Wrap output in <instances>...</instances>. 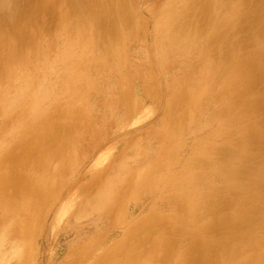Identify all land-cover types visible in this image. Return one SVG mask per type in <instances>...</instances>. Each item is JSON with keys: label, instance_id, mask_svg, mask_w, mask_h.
I'll list each match as a JSON object with an SVG mask.
<instances>
[{"label": "rangeland", "instance_id": "rangeland-1", "mask_svg": "<svg viewBox=\"0 0 264 264\" xmlns=\"http://www.w3.org/2000/svg\"><path fill=\"white\" fill-rule=\"evenodd\" d=\"M198 1L7 0L0 264H264V0Z\"/></svg>", "mask_w": 264, "mask_h": 264}, {"label": "bare ground", "instance_id": "bare-ground-1", "mask_svg": "<svg viewBox=\"0 0 264 264\" xmlns=\"http://www.w3.org/2000/svg\"><path fill=\"white\" fill-rule=\"evenodd\" d=\"M27 2L26 3H28V2H30V0H26ZM55 1V0H54ZM63 2H68L67 4H68V6L70 7V9H72V8H78V7H81V6H85V3H86V1L87 0H62ZM110 0H107V2H109ZM193 1V0H192ZM195 1V0H194ZM200 1V0H199ZM198 1V2H199ZM202 1V0H201ZM222 1V0H221ZM13 2V1H12ZM16 2V1H15ZM40 2V1H39ZM48 2V1H47ZM58 2V1H57ZM19 3V2H18ZM103 3V5H105L106 7L108 6L106 3H104V2H102ZM226 4L227 3V1L225 2V0H224V2H223V4ZM259 3H260V1H259ZM262 3H263V1H262ZM17 4V3H16ZM16 4H13V3H11V4H9L8 2H7V0H0V13H14V11H16L17 9H18V4L16 5ZM42 4V3H41ZM190 4V3H189ZM196 4H199V3H197L196 2ZM201 4H202V2H201ZM47 5V4H46ZM50 5V4H49ZM58 5V4H57ZM213 5V4H212ZM20 6V5H19ZM100 6V5H99ZM198 6H200V4L198 5ZM226 6V5H225ZM263 6V5H262ZM21 8V7H20ZM96 8H97V6H96ZM99 8H101V7H99ZM214 8V7H213ZM258 8V7H257ZM44 9H45V7H44ZM46 9H48L47 7H46ZM209 9V8H208ZM208 9H206V7H204L202 10H201V12L200 13H206V19L208 18V19H210L209 17H207L208 15H207V13H210V11L208 10ZM235 9V8H234ZM258 9H260V10H262L261 8H260V6H259V8ZM29 10H30V8L29 7H26L25 8V11L26 12H29ZM69 10V9H68ZM76 10V9H75ZM100 10V9H99ZM188 10V9H187ZM189 10H190V8H189ZM194 8H192L191 9V13H193L194 12ZM197 10V9H196ZM207 10V11H206ZM8 11V12H7ZM33 11H35V9L33 10ZM45 11V10H44ZM71 11V10H70ZM101 11H103V10H101ZM101 11H100V13H101ZM112 11V10H111ZM105 12V11H104ZM118 12V11H117ZM121 12V11H120ZM190 12V11H189ZM213 12V11H212ZM211 12V13H212ZM260 12V11H259ZM38 13V12H37ZM70 13V12H69ZM73 13V12H72ZM83 13V12H82ZM119 13V12H118ZM194 13H196V11L194 12ZM261 13V12H260ZM8 14V15H9ZM29 14V13H28ZM188 14V13H187ZM218 14V13H217ZM7 15V14H6ZM53 15V14H52ZM193 15V14H192ZM192 15H191V17H192ZM196 15V14H195ZM210 15V14H209ZM215 15V14H214ZM261 15V14H260ZM11 16V15H10ZM9 16V17H10ZM73 16V15H72ZM119 16V15H118ZM189 16V15H188ZM197 16H198V14H197ZM196 16V17H197ZM18 17V16H17ZM50 18H51V16H49ZM49 17H48V19H49ZM53 17V16H52ZM66 16H65V14H64V18H65ZM185 17H187V15H185ZM190 17V16H189ZM191 17L190 18H188V19H191ZM194 17V16H193ZM192 17V18H193ZM213 17H215V16H213ZM213 17H212V21H213ZM15 18V17H14ZM18 18H20V16L18 17ZM22 18V17H21ZM63 18V19H64ZM70 18V17H69ZM216 18V17H215ZM5 19V18H4ZM3 19V20H4ZM7 19V18H6ZM41 19V18H40ZM63 19H62V21H63ZM71 19V18H70ZM116 19V18H115ZM183 19H184V17H183ZM208 19H207V21H208ZM10 20H13V19H10ZM22 20H23V18H22ZM61 20V19H60ZM83 20V19H82ZM109 20V19H108ZM107 20V21H108ZM7 20H5V22H2V25H1V30L2 29H4L5 30V28L9 25V23L10 22H6ZM34 21V20H33ZM50 21V20H49ZM51 21H52V19H51ZM185 21V20H184ZM210 21H211V19H210ZM221 21V20H220ZM219 21V22H220ZM12 22V21H11ZM105 22V21H104ZM114 22H115V20H114ZM177 22V21H176ZM191 22V21H190ZM202 22V21H201ZM47 23V22H46ZM62 23V22H61ZM81 23V22H80ZM124 23H125V28H126V25H127V21L125 22L124 21ZM180 23V22H179ZM183 23V22H182ZM65 24V23H64ZM113 25V24H112ZM180 25L181 26H183L184 24H181L180 23ZM180 25H178L179 27H180ZM39 26V25H38ZM119 26H120V24H119ZM170 26V25H169ZM173 26V25H172ZM131 27V26H130ZM177 27V26H176ZM188 27V26H187ZM186 27V28H187ZM101 28V27H100ZM181 28V27H180ZM224 28V27H223ZM220 29V32L219 33H217L216 35H218L219 37H222V39L224 38L225 39V36H226V34H225V32H227L228 30H224V29ZM37 29V28H36ZM128 29V28H127ZM177 29H179V28H177ZM218 29V28H217ZM38 30V29H37ZM118 30V29H117ZM120 30V29H119ZM234 30V29H233ZM6 31V30H5ZM16 31V30H15ZM34 31V30H33ZM179 31V30H178ZM35 32V31H34ZM39 32V31H38ZM83 33V32H82ZM256 33V32H255ZM43 34V33H42ZM107 34V33H106ZM111 34V33H110ZM102 35V34H101ZM159 35V34H158ZM214 35V34H213ZM3 36V35H2ZM12 36V35H11ZM33 36H35V35H33ZM108 36V35H107ZM170 36V35H169ZM177 36V35H176ZM13 37V36H12ZM101 37V36H100ZM174 37V36H173ZM39 38V37H38ZM107 38V37H106ZM7 39V38H6ZM37 39V38H36ZM178 39V38H177ZM214 39V38H213ZM216 39V38H215ZM31 40V39H30ZM34 40V39H33ZM77 40V39H76ZM100 40V39H99ZM5 41V40H4ZM10 41V40H9ZM16 41V40H15ZM34 41H36V40H34ZM111 41V40H110ZM221 41V40H220ZM72 42V41H71ZM222 42V41H221ZM220 42V43H221ZM252 42V41H251ZM9 43V42H8ZM7 43V44H8ZM219 43V44H220ZM6 44V43H5ZM13 44L15 45V43H13L12 42V46H13ZM26 44V43H25ZM24 44V45H25ZM37 44H38V42H37ZM105 44V43H104ZM162 44V43H161ZM23 45V46H24ZM3 46V44H0V47H2ZM27 46H29V45H27ZM212 46H214V45H212V44H208V46L206 45V56L207 55H209V53H211L210 51H211V48H212ZM217 46V45H216ZM14 48V47H13ZM16 48H17V50L18 51H20V52H18L17 50V52L14 54V56L12 57V58H8L9 60H10V62H11V64L12 63H16L15 65H18L17 64V62L19 63V61L20 60H27L26 58H28L29 56H30V53L28 52V51H26V49L27 48H22V47H20V45L17 47L16 46ZM216 49V48H215ZM10 50H11V48H10ZM86 50V49H85ZM36 53V52H35ZM217 53V52H216ZM1 54V53H0ZM213 54V53H212ZM230 54V53H229ZM259 54V53H258ZM9 55V54H8ZM37 55V54H36ZM154 55V54H153ZM205 55V54H204ZM34 57V56H33ZM216 57V56H215ZM218 58H220L221 56H217ZM71 58V57H70ZM93 58V57H92ZM217 59V58H216ZM2 60V59H1ZM4 60V59H3ZM8 60V61H9ZM7 61V60H6ZM7 61V62H8ZM89 62V61H88ZM90 62H91V58H90ZM89 62V63H90ZM201 62V61H200ZM216 62V61H215ZM223 62V61H222ZM3 63H4V61H3ZM9 63V62H8ZM27 63V62H26ZM88 63V64H89ZM14 65V66H15ZM13 65H12V67H14ZM93 67V66H92ZM14 69H15V67H14ZM259 71V70H258ZM14 73H15V71H14ZM217 73V72H216ZM242 77V76H241ZM3 79V78H2ZM189 82V81H188ZM86 84V83H85ZM93 84H94V82H93ZM92 85V84H91ZM90 85V86H91ZM238 85V84H237ZM180 87V86H179ZM14 88V87H13ZM3 92V91H2ZM1 93V92H0ZM213 93V92H212ZM4 94V93H3ZM21 94V93H20ZM181 94V93H180ZM231 95V94H230ZM75 96V95H74ZM153 96V95H152ZM44 98V97H43ZM14 99V98H13ZM5 100V99H4ZM7 102V101H6ZM6 102H4L5 104H6ZM14 102V101H13ZM234 102V101H233ZM7 103H9V101L7 102ZM201 103V102H200ZM235 103V102H234ZM262 103V102H261ZM4 104V105H5ZM3 105V104H2ZM216 105V104H215ZM264 105V104H263ZM8 106H10L9 104H8ZM2 107V106H1ZM54 107V106H53ZM260 107V106H259ZM6 108V107H5ZM2 109H4V108H2ZM30 109V108H29ZM194 109V108H193ZM6 111V110H5ZM53 111V110H52ZM56 111V110H55ZM2 112H3V110H2ZM253 112V111H252ZM254 113V112H253ZM187 114V113H186ZM217 114V113H216ZM215 114V115H216ZM181 115V114H180ZM232 115V114H231ZM230 116V115H229ZM215 117V116H214ZM213 117V118H214ZM190 118V117H189ZM52 120V119H51ZM212 121V120H211ZM70 122V121H69ZM73 122V121H72ZM217 123V122H216ZM218 124V123H217ZM67 125H68V123H67ZM66 125V126H67ZM187 125V124H186ZM235 125V124H234ZM60 126V125H59ZM65 126V127H66ZM235 127V126H234ZM68 128V127H67ZM229 128V127H228ZM6 129V128H5ZM65 130H66V128H64ZM77 129V128H76ZM59 131V130H58ZM62 131H64V130H62ZM66 132V131H65ZM226 132V131H225ZM179 133V132H178ZM222 133V132H221ZM16 134V133H15ZM172 135V134H171ZM61 136H62V134H61ZM173 136V135H172ZM58 138V137H57ZM63 138V137H62ZM59 139V138H58ZM175 139V138H174ZM59 140H61V139H59ZM58 142V141H57ZM211 142H213V141H211ZM169 143V142H168ZM172 143V142H171ZM220 143V142H219ZM63 144V143H62ZM177 144V143H176ZM20 145V144H19ZM24 145V144H23ZM60 145H61V143H60ZM217 145V144H216ZM35 146H38V145H36L35 144ZM198 146V145H197ZM63 148V147H62ZM168 151V150H167ZM165 152V151H164ZM215 152V151H214ZM225 155H226V153H225ZM213 156V155H212ZM222 156V158H224V155H221ZM231 156V155H230ZM164 157V156H163ZM176 157V156H175ZM179 158V157H178ZM161 159V158H160ZM165 159V158H164ZM163 161H165V160H163ZM192 161V160H191ZM256 161H258V160H256ZM263 162H264V160L261 162V163H259V164H263ZM199 164V163H198ZM257 164H258V162H257ZM256 164V165H257ZM255 165V164H254ZM176 166V165H175ZM191 166H193V165H191ZM246 166H249V165H246ZM245 166V167H246ZM250 166H252L251 164H250ZM249 166V167H250ZM203 167V166H202ZM218 167V166H217ZM244 167V166H243ZM253 167H255V166H253ZM264 166H262L261 168H263ZM161 168V167H160ZM247 168V167H246ZM252 168V167H251ZM164 169V168H163ZM228 169V168H227ZM242 169V168H241ZM243 169H245V168H243ZM248 169V168H247ZM254 169V168H253ZM127 171V170H126ZM194 171V170H193ZM228 171V170H227ZM240 172H242V173H244V170L243 171H241V170H239ZM238 171V172H239ZM245 171H247V170H245ZM253 171V170H252ZM256 171V170H255ZM180 172V171H179ZM237 172V173H238ZM240 172H239V174H240ZM250 172V171H249ZM249 172H247V173H249ZM42 173V172H41ZM162 173V172H161ZM222 173V172H221ZM230 174H228V175H232L231 174V171L229 172ZM246 173V172H245ZM204 174V173H203ZM240 175H242V174H240ZM246 175V174H245ZM250 176L252 175V174H249ZM254 175V174H253ZM40 176V175H39ZM199 176V175H198ZM191 177V176H190ZM190 179V178H189ZM263 179V178H262ZM243 180V179H242ZM44 182V181H43ZM206 182V181H205ZM160 184V183H159ZM177 184V183H176ZM200 184H202L201 182H200ZM199 184V185H200ZM199 185H198V187H199ZM205 185H207V184H205ZM201 186V185H200ZM246 186V185H245ZM111 187V186H110ZM167 187V186H166ZM221 187V186H220ZM241 187V186H240ZM109 188V187H108ZM240 189V188H239ZM259 189V188H258ZM208 190V189H207ZM206 190V191H207ZM254 190V189H253ZM257 190V189H256ZM210 191V190H209ZM214 191H215V189H214ZM103 192V191H102ZM105 192H106V190H105ZM156 192V191H155ZM199 192V191H198ZM202 192V191H201ZM258 192V191H257ZM222 193V192H221ZM104 194V193H103ZM260 194V193H259ZM105 195V194H104ZM104 195H102V196H104ZM108 195V194H107ZM253 195V194H252ZM106 196V195H105ZM198 196V195H197ZM256 196V195H255ZM207 197V196H206ZM218 197V196H217ZM253 197V196H252ZM158 198V197H157ZM215 198V197H214ZM102 200L104 199V198H101ZM100 199V200H101ZM109 199V198H108ZM212 199V198H211ZM98 201H99V199H97ZM101 200V201H102ZM175 200V199H174ZM257 200V199H256ZM97 201V202H98ZM177 201V200H176ZM194 201V200H193ZM220 201V200H219ZM230 201V200H229ZM247 201V200H246ZM255 201V200H254ZM96 202V201H95ZM105 202V201H104ZM216 202H217V199H216ZM225 202V201H224ZM238 202H240V201H238ZM70 204V203H69ZM100 204H102V202L100 203ZM106 204V203H105ZM209 204H210V202H209ZM217 204V203H216ZM104 205V204H103ZM229 205V204H228ZM108 206V205H107ZM210 206V205H209ZM102 207V206H101ZM6 208V207H5ZM67 208V207H66ZM193 208V207H192ZM199 208V207H198ZM10 210V209H9ZM192 211V210H191ZM249 211V210H248ZM41 212V211H40ZM175 212V211H174ZM226 212H228V211H226ZM37 213V212H36ZM249 213H250V211H249ZM251 214V213H250ZM43 215V214H42ZM150 215V214H149ZM193 215V214H192ZM245 215V214H244ZM253 215V214H252ZM195 216V215H194ZM227 216V215H226ZM228 217V216H227ZM241 218V217H240ZM221 219V218H220ZM225 219V218H224ZM193 220V219H192ZM226 220V219H225ZM156 221V220H155ZM228 221V220H227ZM225 222V221H224ZM195 223H197V222H195ZM237 224V223H236ZM235 224V225H236ZM193 225V224H192ZM23 227V226H22ZM236 227V226H235ZM22 229V228H21ZM132 230V229H131ZM229 230V229H228ZM237 230V229H236ZM123 231V230H122ZM192 231V230H191ZM27 233V232H26ZM129 234V233H128ZM171 234V233H170ZM142 236V235H141ZM230 238V237H229ZM160 239V238H159ZM25 250V249H24ZM79 251V250H78ZM232 254V253H231ZM69 255V254H68ZM113 256V255H112ZM229 260V259H228ZM171 261V260H170ZM28 262V261H27Z\"/></svg>", "mask_w": 264, "mask_h": 264}]
</instances>
